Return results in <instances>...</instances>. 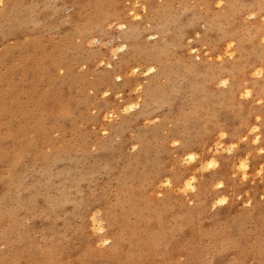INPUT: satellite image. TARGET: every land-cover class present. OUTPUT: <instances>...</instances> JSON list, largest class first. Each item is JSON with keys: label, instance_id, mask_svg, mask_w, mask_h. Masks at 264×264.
<instances>
[{"label": "rangeland", "instance_id": "1", "mask_svg": "<svg viewBox=\"0 0 264 264\" xmlns=\"http://www.w3.org/2000/svg\"><path fill=\"white\" fill-rule=\"evenodd\" d=\"M0 137V257L264 264V0H0Z\"/></svg>", "mask_w": 264, "mask_h": 264}, {"label": "bare ground", "instance_id": "2", "mask_svg": "<svg viewBox=\"0 0 264 264\" xmlns=\"http://www.w3.org/2000/svg\"><path fill=\"white\" fill-rule=\"evenodd\" d=\"M244 4H248V5H250V4H252V2L251 1H247L246 3L244 2ZM252 38V37H251ZM158 45V44H157ZM156 50L157 49H159V47H157V48H155ZM110 65V64H109ZM208 67V66H207ZM193 69H194V71H192V74H195V75H197L198 73H200V70H199V66L198 65H194L193 66ZM126 73V72H125ZM212 74V73H211ZM228 78V77H227ZM235 78V76L233 75L232 76V79H234ZM165 79V78H164ZM213 80H212V78H211V76H210V74H203V82L204 83H209V84H211V82H212ZM214 81H216V80H214ZM141 88V87H140ZM219 88V87H218ZM217 88V89H218ZM138 89V88H137ZM248 90V89H247ZM154 91V89L153 88H147V91H146V96L147 97H150V96H152V94L154 93L153 92ZM232 93H233V91L230 89V90H228V91H226V92H224V93H221V94H219L218 96H216V97H214L213 95H212V99H213V101L216 103V104H221L222 102H225L226 100H228L230 97H231V95H232ZM245 94H247V93H245ZM243 96V94H237V95H235V97H236V99L238 98V100L239 99H241V97ZM246 97V96H245ZM140 98H141V96H140ZM248 98V97H247ZM121 101V100H120ZM134 105H136V104H134ZM132 108H134V107H132ZM135 109V108H134ZM117 111V110H116ZM112 114V113H111ZM106 116V115H105ZM29 120L31 121V120H33V117L31 116V115H29ZM29 125V124H28ZM28 125H26V126H23L22 127V129L21 130H15V131H13V130H11V129H7L6 130V134L8 135V139L10 140L11 139V141L14 139V138H16L15 136L16 135H18V134H20L21 136H22V138L23 139H26V134L29 132V126ZM256 129V128H255ZM222 135V134H221ZM46 138H47V136L46 135H43V139H45L46 140ZM246 139L248 140V141H250V136L249 135H247V137H246ZM4 139L3 138H1L0 137V141H3ZM26 144V142H23L22 144L20 143H14V144H12V146H11V152H12V155H13V160H12V166H15L16 164H18L19 162H18V156L20 155V153H17V152H19V151H22V150H24L26 147L24 146ZM19 145H21V146H19ZM262 145L264 146V140H263V143H262ZM0 149H3V146H1L0 147ZM231 150V149H230ZM259 150H262V149H259ZM263 151V150H262ZM190 159L191 160H193L194 158H193V156H191L190 157ZM6 161L7 162H11V159L10 158H6ZM214 161V160H213ZM216 162V161H215ZM211 166H214V164H212L211 162L209 163ZM261 162H257V163H255L254 165H253V167L252 168H254V170L252 171V175L254 176V177H258V176H260L261 178H260V181L261 182H263L264 183V175L261 173V170H260V167H261ZM247 168H248V165H247V163L246 162H242L241 164H240V167H239V173L241 174V176H242V179H245V178H247V175H248V173H247ZM263 175V176H262ZM169 182V181H168ZM185 187H186V189H188L189 188V190L190 189H193V185L190 183V181H188L186 184H185ZM122 188L129 194V197L127 198V202L129 203V204H131L132 205V207L133 208H136L137 207V203H138V199L140 198L139 197V191H140V188H141V186H140V184H139V179H137V180H135V182L133 183V184H131V185H127V184H124L123 186H122ZM256 190H258V192L260 191L259 190V188H257ZM185 192H187V191H185ZM225 200H223V199H220V203H223ZM131 230H132V232H137V231H141L142 233H145L147 230H149V228H148V226H147V224H145V225H141V227H138V228H131ZM137 240H138V237H137ZM114 246H115V250H114V252H116V251H118V249L117 248H119V243H115L114 244ZM114 246H112V249L114 248ZM125 249H128V247H122V248H120V250H119V254H120V256L119 255H117V257L119 258V261H120V264H137V262L139 261V260H142V261H144L145 262V264H147L148 263V260H146V257H140V258H137V259H133V258H128V256H127V253H128V251H126ZM116 253H118V252H116ZM14 254H11L10 256H6V257H3V256H1L0 257V264H9V263H6L7 262V260L8 261H10L11 262V264H19L20 262H18L17 260L19 259L18 257L15 259L14 257L15 256H13ZM20 264H23V263H20ZM24 264H32V261H28L27 263H24Z\"/></svg>", "mask_w": 264, "mask_h": 264}]
</instances>
